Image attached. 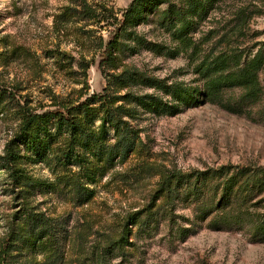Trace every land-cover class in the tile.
<instances>
[{"label": "rangeland", "instance_id": "1", "mask_svg": "<svg viewBox=\"0 0 264 264\" xmlns=\"http://www.w3.org/2000/svg\"><path fill=\"white\" fill-rule=\"evenodd\" d=\"M132 1L0 0V248L11 233L26 229L29 219L42 217L59 236L55 264H264V242L251 241L239 230L197 229L193 211L182 204L175 206L172 222L161 219L157 227H132L131 233L138 229L135 245L119 255L105 251L121 235L128 214L161 203L152 196L165 172L264 166V100L248 114L210 102L171 116L132 111L133 117L122 118L133 130L127 135L132 147L124 157L120 151L116 156L108 152L118 140L109 124L101 141L107 152L95 146V156L83 142L71 149L69 132L57 131L54 117L47 122L53 136L45 138L42 152L25 149L18 141L23 111L42 114L95 102L107 90L110 75L136 71L168 82L194 79L193 63L184 52L171 56L143 47L128 50L133 42L120 37L118 20ZM242 12L247 18L230 42L264 43V0H220L190 36L205 49L209 39L221 41ZM131 31L164 45L167 53L176 49L155 21ZM260 81L264 89V71ZM148 92L135 85L114 88L113 95ZM117 99L105 106L91 104L97 117L86 123L96 137L105 109L133 108ZM11 140L18 153L13 164L4 159ZM14 170L16 178L11 176ZM188 227L190 232L178 234ZM22 236L29 239L30 232ZM29 245L30 240L25 248H16V264L53 260L47 248L32 252Z\"/></svg>", "mask_w": 264, "mask_h": 264}, {"label": "trees", "instance_id": "2", "mask_svg": "<svg viewBox=\"0 0 264 264\" xmlns=\"http://www.w3.org/2000/svg\"><path fill=\"white\" fill-rule=\"evenodd\" d=\"M219 2L220 0H133L118 20L120 37L133 42V46L128 47V50L135 53L143 47L171 56L184 52L193 63L194 79L190 82H168L164 78L144 76L136 71L110 75L107 90L104 88L103 93L95 97V102H90L89 99L70 108L42 114L23 111L18 141L25 149L29 147L42 152L46 147L45 138L53 136L48 131L47 122L54 117L57 119V131L64 128L69 132L71 149L73 144L83 142L95 156V146L101 152H107L101 141L104 139L105 126L109 124L118 140L108 152L116 156L120 151V157H124L132 147L131 137L128 138L127 135L133 130L122 118L133 117L138 111L156 116H171L183 109L210 102L231 113H250L264 100V89L260 81V73L264 71V43L246 46L233 45L230 42L233 34L236 35L240 31L246 15L243 12L240 14L241 18L229 29L230 35L226 34L221 41L214 43L209 39V47L205 49L203 45L196 44L190 36L198 22L214 10ZM150 21H155L168 33L176 48L172 49L171 53H167L164 45L147 42L131 31L136 25ZM105 51L108 56L111 55V47ZM135 85L149 88L151 92L137 95L128 93L122 97H114V88ZM117 98L126 100L133 108L118 105L114 109H105V114L101 117V132L96 137L86 123L97 117L91 104L105 106L118 100ZM261 114L264 116V111ZM41 134L47 136L42 138ZM88 141L94 142L95 145H88ZM118 146L119 150L116 151ZM17 157L16 142L11 140L6 146L4 159L13 164ZM11 174L14 178L18 175L16 170L11 171ZM163 176L152 196L155 201L161 198V203L157 207L150 205L154 208L152 210L149 206L128 214L124 230L119 237L110 240L105 247L106 253L119 255L126 246L135 245L138 229L133 233L131 229L136 225L139 228H146L151 224L157 227L161 219L172 222L175 219L174 208L177 204L191 208L197 222L193 226L197 229L204 226L211 230H239L251 241L264 242V166H221L217 169L189 173L167 171ZM194 227L192 232H195ZM186 231L190 232V227L181 229L178 234L182 236ZM25 232H30L29 239L22 236ZM28 240L30 251L47 248V254L53 255L49 264H55L59 258L56 253L60 246L59 236L53 226L42 217L29 219L26 229L13 232L4 240L0 248V264H16L13 260L14 251L16 248H25Z\"/></svg>", "mask_w": 264, "mask_h": 264}]
</instances>
